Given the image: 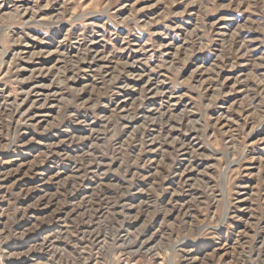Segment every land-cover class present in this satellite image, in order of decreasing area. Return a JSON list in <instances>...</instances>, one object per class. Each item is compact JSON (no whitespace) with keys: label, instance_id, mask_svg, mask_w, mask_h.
<instances>
[{"label":"rangeland","instance_id":"1","mask_svg":"<svg viewBox=\"0 0 264 264\" xmlns=\"http://www.w3.org/2000/svg\"><path fill=\"white\" fill-rule=\"evenodd\" d=\"M0 264H264V0H0Z\"/></svg>","mask_w":264,"mask_h":264}]
</instances>
